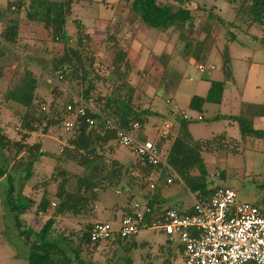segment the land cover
<instances>
[{
  "label": "trees",
  "instance_id": "obj_1",
  "mask_svg": "<svg viewBox=\"0 0 264 264\" xmlns=\"http://www.w3.org/2000/svg\"><path fill=\"white\" fill-rule=\"evenodd\" d=\"M121 1L123 8L126 7L128 10L126 16L123 19L118 17L116 20L106 21L110 27L105 25V27L113 29L112 32L107 34L106 41L117 44V47H115V57L112 62V74H115V77L110 80H102L103 82L113 81L115 89L112 91V95L107 99L105 98L104 104H99V101L102 100L99 98L92 105L88 103L91 101L88 90L95 91V86L90 85L87 91L82 94L80 104L70 100L64 101V103H60V101L55 105L52 103L43 106L46 102L43 98L40 99L37 96L38 83L36 78L27 69L23 70L22 73H18V66H15L9 84L1 93L3 102L16 104L25 110L18 120V134L21 140H27L31 133H39L40 136H45L50 128H61L67 118L74 115L73 127L70 130L71 137L65 141L61 149L57 146L59 149V155H56L57 160L71 162L86 172L97 169L101 176L99 180H92L85 176L65 175L63 170H59L56 177L52 176L53 182L62 178L58 182L54 193L56 202L49 199V194L46 191L49 184L43 182L41 184L43 194L39 202L34 205L32 199L22 196L21 189L20 193L15 194L13 177L5 166H0V179L4 177L8 183L5 206L13 214L15 230H18L19 236L25 239L28 247L26 264H90L82 259L81 251L83 248L96 247L100 244H114L128 252L137 247L135 243L136 236L120 238L114 234L103 241L92 242L90 239L91 227L95 223H106L100 221L91 222L79 232L70 234L67 237L62 235L52 236L53 227L59 217L67 215L81 216L94 211L99 200L98 192L103 183L108 186L105 189L119 187L121 190H118L117 194H120L122 190L132 194L128 195L129 199L121 208L122 214L129 213L128 207L133 201L145 203L156 216L165 209H172L152 197L161 181V175L157 173L160 171L167 172L163 169L164 167L134 160V165L130 168L112 159L115 151L120 147L117 141L118 131L132 132L133 125L137 124V131L141 132L148 119L158 115L147 107L149 101L142 96V94H147L140 92V85L132 82V77L137 78L139 73L144 74L145 72L135 69L134 61L129 57L130 52L133 50L131 44L133 41L140 40L139 31L142 28L146 31L153 29L158 35L162 33L165 37H168V34H177V40L182 43L181 50L172 48L170 53L162 52L153 56L162 68L153 98L156 97L167 104H171L178 85L183 79V73L177 66L178 63L182 62L186 65L194 61L195 64L197 63L196 66L202 65L205 68L203 73L198 72L201 75L205 74L207 69L202 63L210 53L212 46L216 44L213 32L223 19L211 8L210 11L205 12V7L200 6L194 0H174L171 5H169L170 2L161 4L158 0ZM73 2V0H6L5 8L0 9V22L8 21L7 28L0 35L3 47L7 49L9 46L17 45L19 26L24 21L29 24L42 25L52 42L62 43L66 46L69 42L66 23L72 15ZM227 2L232 10L233 19L230 22L223 21L224 26L227 28L225 44L219 51L223 78L219 81L203 78L209 83L205 96L193 95L187 108L199 115L196 119L190 115H186L188 119L180 116L172 124L170 134L164 138L168 140L172 138L166 163L177 176L173 183L181 181L184 187L191 194H194L196 199L201 201L209 199L215 189L226 187H212L208 182L209 172L204 155H238L245 151L247 138L264 141V131L253 127L255 117H264V105L247 103L243 104V110L238 115L219 114L212 118L213 121L225 120L236 124L241 140L227 137L225 133L208 139H194L190 133L189 126L195 120L200 121L197 119L198 117L203 120L204 106L206 104L221 105L224 92L232 82V64L228 45L235 41L239 35L264 40V0H227ZM94 4L104 5L103 3ZM104 8H106V5H104ZM8 14L15 18L9 20ZM198 23L200 24L198 25ZM74 24L83 26L78 21H75ZM202 34L204 37L200 38ZM158 35L157 37H159ZM2 54V51H0V56ZM80 61L79 54L67 48L59 61L61 65L59 64V67L50 69V73L56 79L60 78L61 81L68 80L76 73V67L83 69ZM212 69L214 67L210 66L209 70ZM4 72L5 69L0 67V83ZM82 81H84L83 77ZM78 106L83 110L81 114L77 111ZM69 107L70 109H68ZM172 132L175 133L174 137L171 136ZM154 145L160 148L159 143H154ZM0 149L8 154L14 152L16 156L20 153H27L29 161L22 162L19 159L18 164L15 165L14 163L12 166V169L13 167L19 169L20 164L27 166L24 173L25 182L33 176V165L41 157L50 155L47 152H41L38 144H33L26 151H23L18 141L9 140L4 134H0ZM31 149H34V151L32 152ZM104 158L110 160L109 168H105ZM166 175L169 176L170 174L166 173ZM74 179L77 181V190L75 193H70L66 187L70 180ZM152 183L156 185L154 190L149 188ZM256 189L260 195L254 203H251L264 215V181ZM144 190L145 192H143ZM33 206L35 207L33 210L34 218H37L38 215L47 214L51 206L54 208L38 232L35 233L31 226H28L25 222L28 227L27 230L19 231L20 216L24 214L27 216ZM192 210L193 205H190L185 210L178 211L189 215ZM115 215L114 213L113 221L116 220ZM146 219L149 220L150 217ZM32 235L35 237L33 240L31 239ZM72 237L75 238L74 242ZM166 243L168 246L173 244L169 240ZM175 249L180 260H182L179 247L176 246ZM169 261L165 260L164 263ZM126 264H131V261L126 260Z\"/></svg>",
  "mask_w": 264,
  "mask_h": 264
},
{
  "label": "rangeland",
  "instance_id": "obj_2",
  "mask_svg": "<svg viewBox=\"0 0 264 264\" xmlns=\"http://www.w3.org/2000/svg\"><path fill=\"white\" fill-rule=\"evenodd\" d=\"M73 11L66 23V33L69 36V42L64 46L62 43L52 42L50 36L43 29L42 25L29 24L26 21L22 22L19 26V40L17 45L5 48L2 45L0 37V67L5 69L1 83H0V134L7 136L9 140L18 141L23 151H26L33 144L40 146L41 152H47L48 157H41L37 163L33 165V176L25 182L24 173L27 170L26 165L20 164L19 169L12 166L18 164V160L27 162V153H20L14 155V152L7 153L0 149V166H5L13 177L15 194L21 189V194L24 197H29L33 200L34 205L39 202L43 194L42 183L46 182L49 185L46 191L49 194V199L54 200V193L58 182L62 179H57L56 182L52 181V176H57L59 170H63L65 175H76V177H86L92 180H99L101 178L97 169L91 172H86L82 168L74 165L68 161H59V149L63 146L65 141L71 137L70 130L66 131L63 123L61 128H50L45 136H40L39 133H31L27 140H21L18 134V120L22 117L24 109L16 104L5 103L2 100V94L15 71V66H18V73L23 70H29L37 80V96L43 98L46 102L43 106L56 103H64V101L73 100L74 103L80 104L81 96L89 88L90 85L95 86V91H89V98L91 105L97 101V98L102 99L99 104H104V101L112 95L115 89L113 81L103 82L104 79H112L115 74H112V62L115 57V47L117 44L106 41L107 34L112 32L113 29L109 28L110 25L106 23L109 20H116L118 17L122 19L126 16L127 8H123L121 0H73ZM174 0H158L159 3L164 4ZM200 6L205 7V12L215 11L223 20L216 26L213 34L215 45L203 61L207 71L201 75L196 70V64L191 61L189 64L178 63L179 70L183 73V79L180 81L178 88L173 96L175 104H177L179 111L187 113L195 118L199 115L197 112L191 111L186 108L190 98L193 95L204 97L209 83L203 78H209L212 81L222 80V71L220 63V50L224 46L226 40V27L224 22H230L233 18L232 10L229 8L227 0H196ZM94 3H103L104 5H95ZM6 0H0V9L5 8ZM7 17L10 19L15 18L11 14ZM75 21L80 22L83 26L74 24ZM224 21V22H223ZM8 21L0 22V35L7 28ZM201 22V21H200ZM106 23V24H105ZM200 23H198L199 25ZM105 25L109 27H105ZM142 28L140 36L147 37L145 42V49L141 52L148 56L158 53V47L165 46L162 52L170 53L171 49L181 50L182 43L177 40V34H168L169 38L162 33L157 34L153 29L145 31ZM159 36L160 41H156V36ZM203 34L200 38H203ZM166 39V40H165ZM135 42V41H134ZM165 42V43H164ZM173 42V44L171 43ZM152 43L154 44L152 46ZM167 44V45H165ZM169 44V45H168ZM152 46V47H151ZM125 47V46H124ZM148 47H151L149 50ZM5 48V49H4ZM71 49L77 52L81 58L83 69L76 67V73L68 80L61 81L60 78L56 79L50 69L59 67L60 59L63 57L66 49ZM126 48V47H125ZM160 51V50H159ZM229 55L232 58V82L224 94V99L221 105L206 104L202 114L203 120L194 121L189 127L190 133L194 139H207L223 132L227 135L240 138L238 128L228 125L225 120L213 121L212 118L216 115H237L243 110L245 102L264 105V48L257 40H253L249 36L239 35L237 40L228 45ZM149 54L148 64L154 58ZM135 53L129 54L133 60ZM21 61V63H19ZM23 63V65H22ZM157 63V62H156ZM21 64V65H20ZM60 64V65H59ZM158 64V63H157ZM73 65V64H72ZM159 65V64H158ZM147 66V64H146ZM215 67L214 70H209V67ZM23 68V69H22ZM25 68V69H24ZM139 73L137 76V84L140 82H147V74ZM86 74V75H85ZM141 74H143L141 76ZM82 77L84 81H82ZM159 74L152 71L153 83L156 86L159 80ZM150 78H148L149 80ZM141 80V81H140ZM48 81V83H47ZM50 82H52L50 84ZM154 86V87H155ZM141 87V85H140ZM83 91V92H82ZM106 98V99H105ZM144 101V100H142ZM79 102V103H78ZM136 102V101H135ZM159 98L154 99L152 103L154 110L159 112L166 109L167 103H163ZM163 104V106H162ZM62 105V104H60ZM70 117H74L71 115ZM161 124V120L156 117L149 118L145 124L143 135L148 140L152 141ZM255 127L264 130V120L256 119ZM73 127V126H72ZM43 128V126H42ZM172 135V134H171ZM171 140L166 143L164 152L167 156ZM57 146H59L57 148ZM161 146V145H160ZM33 152L34 149H31ZM52 154V157H51ZM116 158L122 161L123 166L130 167L134 165L130 163L133 161L132 150L129 147L120 146L115 151ZM57 155V156H56ZM207 163V170L209 172L208 182L212 187L226 186L233 189L238 196L239 200L254 203L259 197L260 193L256 189L264 181V141L248 138L247 150L238 155H204ZM110 160L103 159L105 168H109ZM130 163V164H129ZM55 167V170H54ZM222 174V175H221ZM222 176V177H221ZM168 176L166 172L160 178L161 181ZM170 187L162 191V198L166 204L171 203L178 205V207H189L193 202V195L188 192L182 185ZM99 190V200L93 212L81 216H63L59 217L58 221L53 227L52 236H69L75 232H79L83 227L91 222H111L116 214V219L121 216V208L124 203L129 199L125 190L117 194L119 187H108L106 183L101 184ZM67 190L70 193H75L77 190L76 179L70 180L67 185ZM8 189V183L3 177L0 179V264H26L24 261L28 255V247L24 238L15 230L13 222V214L9 212L5 206V196ZM157 191V189H156ZM156 191L153 192L152 197L155 196ZM145 192V190L143 191ZM20 193V192H19ZM136 193V192H135ZM172 198H169L171 197ZM133 198V197H132ZM131 200V199H130ZM133 200V199H132ZM91 207V206H90ZM176 207V206H173ZM27 213V216H20L19 231L27 230V226H31L32 230L36 233L40 230L44 222L49 218V214L54 207L49 208V212L44 215H38L34 218L33 210ZM25 222V223H24ZM162 236V237H161ZM32 240L35 239L34 235L31 236ZM166 237L161 233L156 232H142L136 235L135 243L136 248L126 252L119 246L114 244H100L96 247L83 248L81 251L82 259L90 264H126V260H130L131 264H182L180 257L177 254L175 245L168 246ZM75 238L72 237L74 242ZM172 243V242H171ZM167 247L168 250H167ZM165 260H170L164 263Z\"/></svg>",
  "mask_w": 264,
  "mask_h": 264
},
{
  "label": "built area",
  "instance_id": "obj_3",
  "mask_svg": "<svg viewBox=\"0 0 264 264\" xmlns=\"http://www.w3.org/2000/svg\"><path fill=\"white\" fill-rule=\"evenodd\" d=\"M204 69L202 65L196 66L200 73ZM77 111L83 112L80 107ZM180 116L188 119L186 115ZM73 123L74 118L69 116L63 124L66 131ZM171 126L166 120L162 134L166 135ZM137 130L138 125L134 124L132 132L118 131L119 145L129 147L139 162L164 167L172 174L165 183L172 184L177 176L167 165L165 152L145 138L139 140ZM155 187L154 183L149 186L150 190ZM128 210L115 221L95 223L91 227V241H103L114 234L129 238L152 231L179 247L182 264H264V215L252 203L239 200L233 189L219 187L209 199H195L189 215L165 209L156 216L149 206L137 201L131 202Z\"/></svg>",
  "mask_w": 264,
  "mask_h": 264
},
{
  "label": "crops",
  "instance_id": "obj_4",
  "mask_svg": "<svg viewBox=\"0 0 264 264\" xmlns=\"http://www.w3.org/2000/svg\"><path fill=\"white\" fill-rule=\"evenodd\" d=\"M194 1H196V0H194ZM197 2V1H196ZM233 19V18H232ZM106 24V23H105ZM140 31H141V29H140ZM139 31V37H140V40H138V41H133L132 42V44H131V47L133 48V50L131 51V53L133 52V53H135V55H134V57H133V61H134V64H135V69H137V70H139V71H147L148 73L146 74L147 75V82H140V85H141V87H140V92H145L147 95H145V94H142V96L144 97V99H147L148 101H149V104L147 105V107H149V109L151 110V111H153V112H155V113H157L158 115L157 116H154V117H156L157 119H160L161 120V124L159 125L160 127L158 128V129H156V134H155V137H154V139L151 141V142H153V143H159V145H161L160 146V149L162 150V151H165L164 150V147H167V145H166V143H168V139H164V138H166V136L168 135V134H170V132H171V128H170V130H169V132L166 134V135H163L162 134V128H163V126H164V124H165V122H166V120L167 121H170L172 124H174V122L180 117V115L181 114H185V115H187V113H184V111H182V112H180L179 110V108H178V106H177V104H175V102H174V99H172V101H171V104H164V105H166L167 107H166V109H165V107H163V111H161V112H159L158 110H154L153 109V105H157L158 106V104H154V103H152L153 101H154V99L155 98H153V93H154V91H155V89H156V87H157V84H158V82H157V84H156V86H155V84H154V86H152V83H153V78H152V71H155V74H159V76L161 75V73H162V68H161V66L160 65H158L156 62L154 63L153 61H151L149 64L146 62V61H148V57H149V54H151L152 53V51L151 52H149V54H147L148 56H146V55H144V54H141V52L142 51H144L143 49H145V47L143 48V45L145 46V42L147 41V37H145V38H142V36H140V32ZM146 31V30H145ZM249 37H251V36H249ZM157 38H160V37H157L156 36V41H160L159 39H157ZM253 40H257L258 41V43L259 44H261L262 46H263V48H264V44H263V40H261V39H259V38H257V39H255V38H253V37H251ZM166 40V39H165ZM237 40V39H236ZM165 43V42H164ZM172 44H173V42H171ZM154 44L152 43V46H153ZM165 45H167V44H165ZM169 45V44H168ZM151 46V47H152ZM151 47H148V49L150 50L151 49ZM165 47V46H164ZM163 46H160V47H158L159 49H158V53L157 54H151V57L153 58V56L154 55H159V54H161V50H164L163 48H164ZM213 48V47H212ZM160 50V51H159ZM172 50V49H171ZM212 50V49H211ZM230 58H231V56H230ZM231 61H232V58H231ZM180 64H181V66H182V62H179ZM146 64H147V66H146ZM189 64V63H188ZM197 64V63H196ZM231 64H232V62H231ZM214 69H215V67H214ZM214 69H212V70H214ZM203 75V74H202ZM133 76V75H132ZM148 78H150L149 80H148ZM160 78V77H159ZM141 81V80H140ZM159 81V80H158ZM132 82H135V84H137L136 82H137V79H135L134 80V77H132ZM226 92V91H225ZM225 92H224V94H225ZM160 100V99H159ZM163 103H166V102H163ZM252 104V105H263V104H254V103H250V102H245L244 104ZM241 105H243V104H241ZM162 106H163V104H162ZM186 108H188V104L186 105ZM243 109V108H242ZM242 112V111H241ZM240 112V113H241ZM160 115V116H159ZM222 115V114H221ZM238 115V114H237ZM217 116V115H216ZM151 118V117H150ZM214 118V117H213ZM256 119H261V120H264V117H255L254 119H253V127L255 128V129H257V130H263V129H259V128H257V127H255V125H254V123H255V120ZM149 120V119H148ZM220 121V120H219ZM228 122V125H230V126H235L236 128H238L237 127V125L236 124H234V123H232V122H229V121H227ZM145 127V126H144ZM190 128V127H189ZM143 130H144V128H143ZM143 130L141 131V132H138V134L139 135H141L143 138H145V139H147V137L146 136H144L143 135ZM239 131V130H238ZM264 131V130H263ZM223 133H225V132H223ZM226 135H227V133H225ZM240 134V133H239ZM174 135H175V133H173L172 132V137H174ZM213 137V136H212ZM227 137H230V138H233V139H236V140H241V136H240V138H234V137H231V136H229V135H227ZM211 138V137H210ZM199 139H202V138H199ZM208 139V138H207ZM248 139V138H247ZM247 139H246V149H245V151L247 150ZM255 139V138H254ZM148 140V139H147ZM164 140V141H163ZM150 141V140H149ZM244 151V152H245ZM243 152V153H244ZM132 154H133V152H132ZM204 157V156H203ZM112 159H114V160H116V161H118L120 164H123L122 163V161L121 160H119L118 158H116V154H114V156L112 157ZM133 159L134 160H136L135 159V157H134V155H133ZM134 160L133 161H131L130 163H133L134 162ZM205 160V159H204ZM206 162V161H205ZM129 163V164H130ZM167 174H170L167 178H172V174L171 173H169L168 171L166 172ZM157 174H160L161 176H162V174H163V171L161 172H158ZM166 178V179H167ZM166 179H164L162 182L160 181V183H159V185L157 186V191H156V193H155V196L153 197L155 200H157L158 202H161L164 206H166V207H169V208H175V209H177V210H185L186 208H183V207H178V205H173V204H171V203H168V204H166L165 203V201L163 200V198H162V191H165L166 189H169L170 187H167V185L168 184H166L165 183V180ZM172 184H175V185H173V186H178V185H182L183 187H184V185L182 184V182L181 181H179V183L177 182V183H173L172 182ZM172 184H169V185H172ZM185 188V187H184ZM186 189V188H185ZM187 190V189H186ZM188 191V190H187ZM189 192V191H188ZM193 195V202L190 204V205H193V203H194V201H195V197H194V194H192ZM169 198H172V196L171 197H169ZM243 201V200H242ZM125 205V204H124ZM173 206H176V207H173ZM188 207V206H187ZM116 216V215H115ZM162 237V236H161ZM25 261V260H24ZM26 262V261H25ZM180 263H182V260L180 261Z\"/></svg>",
  "mask_w": 264,
  "mask_h": 264
},
{
  "label": "water",
  "instance_id": "obj_5",
  "mask_svg": "<svg viewBox=\"0 0 264 264\" xmlns=\"http://www.w3.org/2000/svg\"><path fill=\"white\" fill-rule=\"evenodd\" d=\"M262 42H263V44H264V40H263ZM136 137H137L139 140H141V141L143 140V138H141L140 135H139L138 133L136 134Z\"/></svg>",
  "mask_w": 264,
  "mask_h": 264
},
{
  "label": "clouds",
  "instance_id": "obj_6",
  "mask_svg": "<svg viewBox=\"0 0 264 264\" xmlns=\"http://www.w3.org/2000/svg\"><path fill=\"white\" fill-rule=\"evenodd\" d=\"M137 133H138V132H137ZM140 137L143 138L141 135H140ZM168 208H169V207H168ZM172 209H173V208H172ZM174 210H176V209H174ZM177 211H178V210H177ZM121 214H122V213H121ZM165 239H166V238H165ZM166 240H167V239H166ZM173 244H174V243H173ZM174 245H175V244H174Z\"/></svg>",
  "mask_w": 264,
  "mask_h": 264
}]
</instances>
